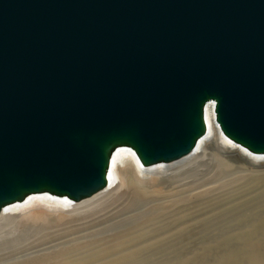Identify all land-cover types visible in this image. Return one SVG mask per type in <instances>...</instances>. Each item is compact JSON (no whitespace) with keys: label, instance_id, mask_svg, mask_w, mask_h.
<instances>
[{"label":"water","instance_id":"1","mask_svg":"<svg viewBox=\"0 0 264 264\" xmlns=\"http://www.w3.org/2000/svg\"><path fill=\"white\" fill-rule=\"evenodd\" d=\"M219 134L264 158V0H0V212Z\"/></svg>","mask_w":264,"mask_h":264},{"label":"bare ground","instance_id":"2","mask_svg":"<svg viewBox=\"0 0 264 264\" xmlns=\"http://www.w3.org/2000/svg\"><path fill=\"white\" fill-rule=\"evenodd\" d=\"M205 121V137L178 161L144 168L118 150L90 198L38 195L4 208L0 264H167L168 249L195 251V240L200 264H264V158L224 139L211 107Z\"/></svg>","mask_w":264,"mask_h":264},{"label":"rangeland","instance_id":"3","mask_svg":"<svg viewBox=\"0 0 264 264\" xmlns=\"http://www.w3.org/2000/svg\"><path fill=\"white\" fill-rule=\"evenodd\" d=\"M213 165L214 166H216V163H213ZM213 166V167H214ZM213 170H215L216 168L214 167V168H212ZM210 238H215V239H213V240H216V239H218V237L216 236V235H213L212 237H206V240H208V239H210ZM203 242L204 241H200V240H195V241H192V243L191 244H189V246H193V249H194V247H195V251H191V250H187V251H178V252H175L173 249H168L167 250V264H178V262L180 261V260H182V259H184V260H187V259H190V260H194V262H196V264H200V263H202V261H204V259L203 258H201V254H197L198 252H201L202 250H203ZM192 249V250H193ZM195 253V254H194ZM215 254H218V252H214ZM197 254V255H196ZM195 256H196V258H195ZM193 257L195 258V259H193ZM214 259H212V258ZM211 257H209V258H207V260H208V262H209V260H211V263L213 262L214 263V261H215V255L213 256H211ZM202 260V261H201Z\"/></svg>","mask_w":264,"mask_h":264}]
</instances>
